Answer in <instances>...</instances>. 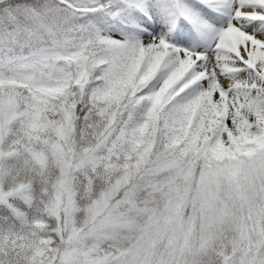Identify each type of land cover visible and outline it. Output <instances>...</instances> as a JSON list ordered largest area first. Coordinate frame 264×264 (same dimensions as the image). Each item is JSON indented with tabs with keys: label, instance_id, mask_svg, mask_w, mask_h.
I'll return each mask as SVG.
<instances>
[{
	"label": "snow or ice",
	"instance_id": "1",
	"mask_svg": "<svg viewBox=\"0 0 264 264\" xmlns=\"http://www.w3.org/2000/svg\"><path fill=\"white\" fill-rule=\"evenodd\" d=\"M0 264H264V0H0Z\"/></svg>",
	"mask_w": 264,
	"mask_h": 264
}]
</instances>
